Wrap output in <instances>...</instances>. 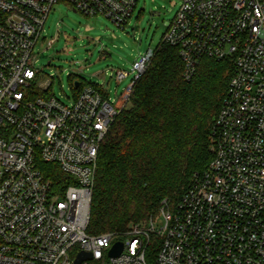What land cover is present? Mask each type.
<instances>
[{
  "label": "built area",
  "instance_id": "1",
  "mask_svg": "<svg viewBox=\"0 0 264 264\" xmlns=\"http://www.w3.org/2000/svg\"><path fill=\"white\" fill-rule=\"evenodd\" d=\"M58 1L0 0V264H74L82 252L91 259L80 264H147V252L151 264H264V0H180L161 41L178 50L183 79L202 59L233 68L212 159L172 207L163 201L145 223L94 236L86 230L98 153L154 50L115 71L117 85L132 75L117 99L84 86L63 104L34 66ZM68 1L121 28L138 2ZM41 164L56 165L70 183L54 187ZM116 242L122 251L110 257Z\"/></svg>",
  "mask_w": 264,
  "mask_h": 264
},
{
  "label": "trees",
  "instance_id": "2",
  "mask_svg": "<svg viewBox=\"0 0 264 264\" xmlns=\"http://www.w3.org/2000/svg\"><path fill=\"white\" fill-rule=\"evenodd\" d=\"M232 73L229 61L202 59L186 81L178 50L159 43L101 144L87 234H121L183 194L212 159V128ZM40 170L54 187L70 183L56 165ZM152 259L147 252V264Z\"/></svg>",
  "mask_w": 264,
  "mask_h": 264
},
{
  "label": "rangeland",
  "instance_id": "3",
  "mask_svg": "<svg viewBox=\"0 0 264 264\" xmlns=\"http://www.w3.org/2000/svg\"><path fill=\"white\" fill-rule=\"evenodd\" d=\"M179 6L180 0H138L121 28L103 15L74 13L68 0H59L49 12L34 50V66L41 71V80L51 83L49 94L70 105L73 83L78 81L98 87L110 100L117 99L132 75L117 85L115 71H129L148 49L157 48ZM177 200L169 201V206ZM156 215L157 211L150 217Z\"/></svg>",
  "mask_w": 264,
  "mask_h": 264
},
{
  "label": "water",
  "instance_id": "4",
  "mask_svg": "<svg viewBox=\"0 0 264 264\" xmlns=\"http://www.w3.org/2000/svg\"><path fill=\"white\" fill-rule=\"evenodd\" d=\"M70 1H75V0H70ZM74 13H76L75 10H72ZM79 85L78 82H74V87L77 88ZM122 248H123V244L121 242H116L112 245L108 255L110 257H117L121 251H122ZM91 259V255L89 253H80L78 256H77V259L75 261L74 264H80L81 262L83 261H87V260H90Z\"/></svg>",
  "mask_w": 264,
  "mask_h": 264
}]
</instances>
